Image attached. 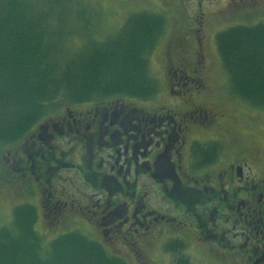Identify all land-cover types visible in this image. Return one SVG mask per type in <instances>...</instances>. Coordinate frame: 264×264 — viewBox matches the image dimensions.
Returning a JSON list of instances; mask_svg holds the SVG:
<instances>
[{
  "label": "flooded vegetation",
  "instance_id": "flooded-vegetation-1",
  "mask_svg": "<svg viewBox=\"0 0 264 264\" xmlns=\"http://www.w3.org/2000/svg\"><path fill=\"white\" fill-rule=\"evenodd\" d=\"M182 70L168 68L179 81L159 97L45 114L5 146L2 165L49 231L80 225L132 264H264V150L235 135L226 148L215 141L229 118L197 98L208 93L201 70Z\"/></svg>",
  "mask_w": 264,
  "mask_h": 264
},
{
  "label": "trees",
  "instance_id": "trees-1",
  "mask_svg": "<svg viewBox=\"0 0 264 264\" xmlns=\"http://www.w3.org/2000/svg\"><path fill=\"white\" fill-rule=\"evenodd\" d=\"M65 1L0 0L1 143L19 140L52 107L115 97L145 100L158 92L147 54L164 30L162 15L134 12L98 41L83 34L82 27L60 28L77 19L76 12L65 14ZM72 32L85 35V42L68 50L63 41ZM215 43L228 95L264 111V22L229 26ZM12 213L11 225H0V264H127L79 231L43 246L35 206L23 203ZM175 264L194 263L178 255Z\"/></svg>",
  "mask_w": 264,
  "mask_h": 264
},
{
  "label": "rangeland",
  "instance_id": "rangeland-1",
  "mask_svg": "<svg viewBox=\"0 0 264 264\" xmlns=\"http://www.w3.org/2000/svg\"><path fill=\"white\" fill-rule=\"evenodd\" d=\"M36 1L41 3V0ZM65 5H67L65 14L76 12L77 19L74 22L70 19L60 28L72 31L82 27L83 34H88V38L92 36L98 41L120 29L134 12L145 10L162 15L165 19L164 30L155 47L147 54L149 75L158 86L157 96L168 92V84L176 85L179 81L176 79L173 82L172 74H167L168 68L172 70L180 68L183 71L182 69L185 70L189 66L190 70H201L195 76L201 77L198 87L207 89L210 104L205 101L208 93H199L197 98L201 99L199 101L204 103V107L212 108L214 105V108L224 112L229 118L223 121L226 127L218 132L222 138L218 135L219 140L209 137L205 140L211 142L221 140V144L226 148L225 141L235 135L241 137L247 146L264 150V111L253 109L244 101L228 95V77L221 65L215 43L219 31L229 26H251L264 22V0H67ZM55 12L58 14L59 9L55 8ZM56 17L57 15L54 18ZM84 36L72 32L66 41H63V45L68 50L76 49L85 42ZM177 93L178 91L172 92L171 98L164 96L168 100L165 103L168 107H176L179 104L177 102L181 96ZM182 98L186 99L183 95ZM58 111L56 107H52L48 114H55ZM245 133L246 135L242 136ZM6 145L0 142V160L5 153ZM2 164L3 160L0 161V225L10 226L15 206L23 203L34 205L35 202L22 191L21 185L11 181L10 173ZM40 218L38 213L35 229L42 237L43 246H47V243L58 235L69 231L87 233L85 228L77 224H67L51 232L47 228V223ZM122 258L127 264H132L129 257L123 255ZM192 262L217 264L213 261Z\"/></svg>",
  "mask_w": 264,
  "mask_h": 264
}]
</instances>
